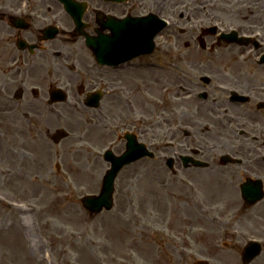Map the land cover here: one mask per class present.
<instances>
[{
    "label": "rangeland",
    "instance_id": "1",
    "mask_svg": "<svg viewBox=\"0 0 264 264\" xmlns=\"http://www.w3.org/2000/svg\"><path fill=\"white\" fill-rule=\"evenodd\" d=\"M185 36L173 39L177 49H182ZM6 53L8 50L0 49V80L1 71L11 68L1 60ZM185 58L194 59V52L190 49ZM137 71V75L145 77L156 73L160 84L170 74L174 82L179 81L176 75L182 76L180 67ZM42 74L40 70L31 72V78H37L34 84L47 81L46 77L39 78ZM26 83V87L31 86V81ZM21 85L17 78L4 84L0 81V196L22 205L28 201L31 209L27 212V230L18 231L15 223L26 211L6 208L0 201V264H43L41 247L52 256L49 264H83L80 256L84 245L89 244L91 253L101 264H190L196 259H207L210 264H241L236 251L240 252L248 238H264V207L243 212L247 220L242 225L213 224L208 214L196 210V200L209 195L206 184L209 176L201 178L199 183L193 178L198 183L195 191L183 193L187 187L179 179L168 178L170 173L156 159H142L125 167L116 177L111 211L88 215L78 200L84 194L98 192L107 168L101 158L103 151L110 148L115 153L122 152L124 143L117 137L124 131L135 132L140 141L156 140L155 126L147 127L142 135L140 128L154 124L160 93L155 100L147 102L150 97L132 84L130 109L126 98L115 103L110 115H99L97 111L71 112L60 105L47 107L45 100L36 101L27 92L16 101L12 94ZM166 90L162 93L166 94ZM2 94H8L11 99H3ZM165 100L164 97L166 104ZM53 119L55 122L50 123ZM59 128L70 134L55 145L47 138ZM38 162L41 177L51 181V189L57 187L54 183H69L65 189L55 190V198L49 203L44 188L48 184L31 181L25 175L30 172L27 164ZM32 171L38 173L35 166ZM115 221L126 224L112 236L108 227ZM80 223H90L93 227L88 229ZM29 239L39 243L33 255ZM261 240L264 245V239ZM222 241L230 248L222 247ZM252 264H264V250Z\"/></svg>",
    "mask_w": 264,
    "mask_h": 264
},
{
    "label": "flooded vegetation",
    "instance_id": "2",
    "mask_svg": "<svg viewBox=\"0 0 264 264\" xmlns=\"http://www.w3.org/2000/svg\"><path fill=\"white\" fill-rule=\"evenodd\" d=\"M127 4L111 0H0V49L8 50L1 60L17 68L45 71L79 105L85 91L114 86L111 69L98 67L91 60L80 33L93 39L109 35L104 27L110 19L135 10L136 5ZM181 4L184 11L179 16L185 14L188 21L191 44L187 47L204 53L205 59L176 63L205 68L211 75L205 84L184 82L183 96L189 99L174 106L172 118L166 110L161 111L156 122L159 137L165 136L169 142L157 140L154 149L164 164L167 157L173 158L176 171L172 175L182 180L189 179L195 169L190 158L208 163L209 195L204 205L209 220L219 219L223 225L230 218L231 224L239 225L244 220L237 214L240 210L260 207V203L251 207L242 203V187L254 193L261 189L264 196V0H183ZM80 13L81 27L76 21ZM49 35L52 37L47 38ZM19 39L33 46L32 52L17 48L14 44ZM6 74L8 79L2 82L13 81L18 71ZM153 79L160 81L158 76ZM152 88L159 87L155 84ZM195 91L204 92L205 100H194ZM176 96L170 89V98ZM181 125L189 130L182 129V136L176 132ZM200 127L218 139L211 140L214 146L210 152H196V130ZM223 155L238 162L221 165ZM182 157L189 159L185 162Z\"/></svg>",
    "mask_w": 264,
    "mask_h": 264
},
{
    "label": "water",
    "instance_id": "3",
    "mask_svg": "<svg viewBox=\"0 0 264 264\" xmlns=\"http://www.w3.org/2000/svg\"><path fill=\"white\" fill-rule=\"evenodd\" d=\"M64 134L63 133H58L56 132L52 139L54 141H57L58 139H60V137H62ZM127 139H129V137H131V139L129 140V142L127 143V149L126 152L123 154V156H121L119 159H116L112 156H110L109 160H111L113 162V168L112 170H110L104 178L103 180V184H102V191L105 192V201L101 202L99 205H96L95 202L93 201V205H89L88 202L91 200H87V198L83 199V203L85 202V207L88 209V211L90 212H98L99 210H101L102 207H105L106 209L111 207V199H110V195L112 192V182H113V177L115 176L116 172L118 171V169L120 168V166H123L126 163H130L131 161H134L137 158H140L142 156H144L145 151H144V147L143 145H140L137 143V141L135 140V138L132 136H128L126 135ZM252 195H244V197L246 199L250 198ZM260 198L257 197L256 200ZM108 201V203H107ZM254 202V200H249L248 203H252ZM259 251V248L256 249V245H249L244 249V252L242 254L244 260L247 262L249 261L252 257L255 256V254H257ZM253 252V253H252ZM193 264H206V262L198 260Z\"/></svg>",
    "mask_w": 264,
    "mask_h": 264
},
{
    "label": "bare ground",
    "instance_id": "4",
    "mask_svg": "<svg viewBox=\"0 0 264 264\" xmlns=\"http://www.w3.org/2000/svg\"><path fill=\"white\" fill-rule=\"evenodd\" d=\"M54 122H55V120L53 119V120H51L50 123H54ZM27 166H28V169H30L29 170L30 172H28V173L26 172L25 175H27L28 178L31 181H38L39 180V181H41L40 183H42V181H45L48 184V186L44 187L46 192H47V194L49 195L48 203L51 202L52 198H55V194H56L55 190L65 189V188H67L69 186V183L67 181H60L59 184L54 183V185H57V187L51 189L52 186H53L51 181L47 177H45V178L41 177V174H40V171H39L40 162L35 163V164L28 163ZM27 166H25V169H26ZM34 166L38 170V173H35L34 171H32ZM40 183H38V184H40ZM48 203H47L46 206H48ZM22 215H23V217H21V219L19 221H16V223H15L17 225V230L18 231H26L27 230L28 214L23 213ZM80 224L81 225L85 224V227L88 228V229L93 227L92 224H88V223H80ZM125 224H126V222H123V221H121V222L120 221H115V222L111 223L110 226L108 227V229H109L108 231H109L110 235L114 236L115 234H117L120 229L125 228L124 227ZM28 242H29L30 248H31L30 249V253L33 255V253H35V248L39 249L38 248L39 243L34 244V242H32L30 239L28 240ZM115 244H116V241L113 242V246H115ZM89 245H84L85 249H84V252L80 256V261L83 264H96V263L97 264H101L99 259H97L93 253H91L92 251L90 250ZM40 256H41V253H40Z\"/></svg>",
    "mask_w": 264,
    "mask_h": 264
}]
</instances>
